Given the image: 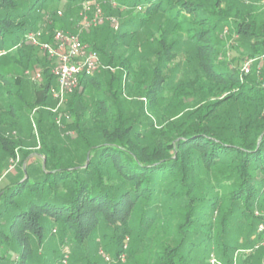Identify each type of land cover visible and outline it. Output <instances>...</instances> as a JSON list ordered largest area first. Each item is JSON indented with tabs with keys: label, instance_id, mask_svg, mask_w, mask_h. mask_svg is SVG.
Here are the masks:
<instances>
[{
	"label": "trees",
	"instance_id": "obj_1",
	"mask_svg": "<svg viewBox=\"0 0 264 264\" xmlns=\"http://www.w3.org/2000/svg\"><path fill=\"white\" fill-rule=\"evenodd\" d=\"M63 1L83 15L99 4L116 25L102 29V69L69 95L75 118L63 106L66 130L47 102L57 104L52 73L28 137L10 121L21 119L14 104L0 105V162L21 153L27 170L0 191V264L43 260L58 230L73 264L96 253L104 264H122L121 255L129 264H264V69L243 75L221 57L226 30L248 45L243 59L264 54L257 3L0 0L1 82L12 84L7 63L21 67L35 47L18 45L40 33L41 11ZM89 86L110 101L95 99L87 114ZM106 238L112 256L101 249Z\"/></svg>",
	"mask_w": 264,
	"mask_h": 264
},
{
	"label": "rangeland",
	"instance_id": "obj_2",
	"mask_svg": "<svg viewBox=\"0 0 264 264\" xmlns=\"http://www.w3.org/2000/svg\"><path fill=\"white\" fill-rule=\"evenodd\" d=\"M227 1V0H226ZM256 2L258 6L257 9L260 12V15L264 16V0H247V2ZM227 3H233L232 1H228ZM228 4V5H229ZM237 6V4H234ZM115 6V5H114ZM248 6V5H247ZM246 6V8H247ZM96 7H99L102 10V19L98 21L95 17ZM244 7V6H241ZM95 8V9H94ZM61 12L62 16H58L57 13ZM41 18L37 25V31L41 33L40 43H48L53 40L54 33H64L76 35L80 38L82 43L89 50H97L99 52V56L101 57V52L98 49V45H100L102 39V29L105 26H109L106 23H109L112 27L116 22L113 18L108 17L103 11V7H100L99 4L92 6V9L88 11V14L83 15V11H78L77 8H73L72 5L66 3V1L61 2L60 4L51 5L48 10L41 11ZM227 31V30H226ZM223 34L222 37V58L229 62L232 68H242L243 63L247 59H243L242 56H248L247 52V44H241L238 41V38H234L229 32ZM27 45H31L28 40L25 42H21L18 45L19 49ZM96 47V48H95ZM27 52L25 54V58L23 59L21 67H16L13 63L6 65L5 72L6 76L12 81L11 85H7V83L0 81V105L5 107L8 104H14L13 110L14 114L21 117V119L16 120L15 118L10 119V121H17L21 126L23 133L28 137L29 134L33 133L31 129V109L36 106H41L42 99H44V95H46L47 88V75L52 73V65L55 61L48 58V55L45 51L40 47H29L26 48ZM130 54V53H129ZM52 62V63H51ZM184 63V62H183ZM103 66V65H102ZM259 67V69L257 68ZM257 68L259 71L264 69V61L258 65H253L252 71ZM102 69V68H100ZM37 73H41L42 78L38 81H32L31 77ZM103 73V72H101ZM98 74V72H96ZM57 85V83H56ZM93 86H89V88L85 89V95L81 99L82 106L84 107L82 110L85 113L91 112L94 107L95 99H105L108 102L110 101V93L103 87L104 90H93ZM99 89V88H98ZM10 90L11 92H8ZM21 90V91H19ZM18 92H21V96H18ZM99 93L100 96H97L96 93ZM18 97L22 98L26 102V109H21L19 105H21L22 100ZM49 98V97H48ZM72 96H68L64 105V110L66 113H71L74 117L73 112H71L68 108V105L71 103ZM47 101V100H46ZM47 102H50L48 105L50 108H54L56 105L55 101H51V98L48 99ZM21 103V104H20ZM76 105L72 104V107ZM125 108V104L122 105ZM8 108V109H7ZM4 112H9L10 108L7 107ZM12 110V109H10ZM36 119L35 117H32ZM73 118H70V121H73ZM23 134V136H25ZM22 135V134H21ZM29 139V138H28ZM25 141V145L32 143L31 141ZM52 141V140H51ZM56 144L58 145L59 151L64 154L66 152V148H63L67 140L66 139H56ZM58 151V152H59ZM2 156L0 152V157ZM22 154H19V158L15 159L14 157H10V160H1L0 162V191L6 190L7 187L16 179L20 174L27 173L25 164L22 162ZM1 159V158H0ZM36 159L33 156V160ZM39 165H37L38 167ZM36 167V168H37ZM36 169L29 171L31 174H34ZM30 174V175H31ZM49 240L45 242L43 246V260L37 259L35 264H43L44 258L47 259V264H73L76 258H74L73 251L69 248V246L65 243L64 245L60 241L59 230L56 234H53ZM133 239V236L131 237ZM101 249L105 250L109 256L114 255L116 248H114V242L109 238L101 240ZM121 242L118 244V247L121 245ZM100 243V242H99ZM133 244V240L131 242ZM96 244H92L91 247ZM100 245V244H99ZM86 260L81 262L80 264H86L88 261H92L95 264H104L103 259L99 254H95V256H91L90 258H85ZM129 260L126 263L129 264Z\"/></svg>",
	"mask_w": 264,
	"mask_h": 264
},
{
	"label": "built area",
	"instance_id": "obj_3",
	"mask_svg": "<svg viewBox=\"0 0 264 264\" xmlns=\"http://www.w3.org/2000/svg\"><path fill=\"white\" fill-rule=\"evenodd\" d=\"M95 17L101 21L100 10L97 11ZM40 36L41 33L30 34L28 41L33 46L42 48L51 60L57 62L52 70V74L57 80V86L51 89V95L56 99L57 104L49 110L56 115L57 125L66 130L63 123L66 115L62 109L67 97L79 88L82 77L94 75L102 68V64L99 55L93 50H89L76 35L56 33L53 41L48 43H40ZM260 61H264V54L258 58L247 59L242 65V74H250L253 65ZM41 78V73H37L31 77V80L34 82ZM262 229L263 227L260 230ZM105 258L106 261H110L109 257ZM120 259L124 262L125 255H121Z\"/></svg>",
	"mask_w": 264,
	"mask_h": 264
},
{
	"label": "water",
	"instance_id": "obj_4",
	"mask_svg": "<svg viewBox=\"0 0 264 264\" xmlns=\"http://www.w3.org/2000/svg\"><path fill=\"white\" fill-rule=\"evenodd\" d=\"M88 164V163H87Z\"/></svg>",
	"mask_w": 264,
	"mask_h": 264
}]
</instances>
